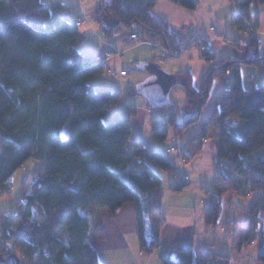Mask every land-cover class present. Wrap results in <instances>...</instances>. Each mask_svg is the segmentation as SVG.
Segmentation results:
<instances>
[{"label": "trees", "instance_id": "16d2710c", "mask_svg": "<svg viewBox=\"0 0 264 264\" xmlns=\"http://www.w3.org/2000/svg\"><path fill=\"white\" fill-rule=\"evenodd\" d=\"M158 1L96 0L92 19L105 40L125 30L169 55L178 54L190 37L152 12ZM166 1L190 10L199 3ZM233 2L240 7L237 23L247 16L252 2L264 0ZM64 10L60 3L41 0H0V189L10 191L11 176L29 158L46 160L43 170L25 177L14 208L0 211V253L6 256L9 247L27 264H103L86 240L90 211L113 212L132 202L140 247L150 254L159 247L164 222L160 217L163 179L157 169L175 171L177 166L165 149L130 141L127 118L105 121L110 104L120 94L96 90L90 83L103 65L81 55L78 23L65 18ZM259 42L258 36L252 37L241 58L201 53L209 65L197 86L190 69L178 71L175 84L185 89L186 102L155 121L162 123L160 131L152 126L154 136L164 140L167 127L181 133L199 121L214 80L233 70L231 86L215 93L205 115L219 131L211 156L215 189L207 192L203 214L206 225L218 223L223 204L219 187L245 193L252 199L243 223L249 233L260 225L264 210V83L243 88L240 65L264 72ZM194 108V115H183ZM66 124L70 133L62 138L60 131ZM199 136L204 135H194L190 141ZM187 184L176 181L170 187L181 191ZM258 255L264 260L261 250ZM159 259L161 264H229L228 256L195 251L182 238L164 248Z\"/></svg>", "mask_w": 264, "mask_h": 264}, {"label": "rangeland", "instance_id": "374dc122", "mask_svg": "<svg viewBox=\"0 0 264 264\" xmlns=\"http://www.w3.org/2000/svg\"><path fill=\"white\" fill-rule=\"evenodd\" d=\"M89 3H91V0L85 1V9L88 7ZM87 10H90V8ZM177 10L182 9L179 8ZM239 10L240 7L235 4L233 0H199L198 6L194 10H182L179 12H186L185 14L187 16L188 28L186 26L184 27L185 32H190V28L194 29L195 31L203 32L205 34L211 32L212 36L220 40L223 44L222 48L220 49V53L218 54L220 57L225 55H232L236 58H241L245 54L246 47L238 44H232L231 40H235L237 38H250L251 33L249 31H255L252 33L253 36H256L259 31H257L251 25L249 20L247 21L245 19V16H243L239 22L235 23L236 16L240 15V13H238ZM90 11L91 13H89L92 14V10ZM167 11L170 13V15L175 16V18L183 19V13L177 14V12H173L171 8H167ZM77 23L79 24L80 22ZM250 27L252 29H250ZM239 28H241L243 31L238 33L237 30H239ZM237 35H241V37ZM204 38L206 37L203 35H192L188 42V44H190L191 41L193 42V48L190 46L192 50H190L188 47L190 51L187 50L185 52H182L178 56L169 55L163 48L161 50L157 47L156 53L159 54V60H152V58H149L147 61H145L137 59L144 57L143 54H145V52L149 54V47L143 45V43L134 45V43L136 44L141 41H139L138 37L135 40H131L128 31L124 30L118 32L111 38V40L106 42L105 40H103L104 38L102 37L98 24L95 21L92 22L89 18L82 25H79L78 36L79 42H82L86 39H88L89 41L94 40L95 42H99L101 50L105 49V51H108V53L101 56L103 58L102 65H104V62H106L108 59L112 58L103 67L101 73L91 78V81L92 83H94L96 90L111 89L117 91V93L120 94L118 100L110 104V115L105 118V121L113 119L117 116L127 118L131 126L130 141L142 140L147 144L148 147L156 149L159 145V149H163L165 145H169L165 148V151L167 153H170L168 154V157L171 160L173 159L174 162H176L174 159L176 156L177 169L175 171L157 169L162 176L163 187H166L168 183L170 184L173 181L181 182L180 176L182 173H184V175L188 178L187 181H190L182 190H193L197 193L206 195L205 192L207 189H213V185L211 183L213 179V173L210 172L209 167H207V164L209 162L208 153L209 150L213 148H208L211 145V140L208 143L203 144V150L205 152L203 155L204 160H202L201 162L202 170L200 172L192 169L190 159L187 156V162H183V160H181V155L184 154H181L180 152L182 151L181 146L188 138L196 135V133L201 132L203 127H206L208 129L212 128V122L211 124H207L205 118L206 112L209 109L215 93L223 88H228L231 86L233 81V70H229L224 77L216 78L214 80L210 90L207 107L202 112L200 120L196 123L190 124L181 133H175L171 127H167V136L164 140L158 139L154 136L152 126L154 125L155 127L157 123L155 122L156 119H162L166 116L167 113L173 111L175 105H183L186 102V91L181 84L173 85L166 102L162 104L150 101L149 99L144 97L140 91L143 85L155 79L153 68L150 67V64H153L154 67L160 68L163 71L169 73V71H175L172 67L179 65L184 59L187 60V58H189L192 54L193 55L191 59H188L187 64L193 66V68L196 70L194 74V82H199L200 80H197L200 74L199 71H201V68H203V66L208 63L206 57H199L202 55L201 51L203 45L200 41H202ZM261 39L262 45L260 47V53H264V36H261ZM104 42L109 44V46L104 45ZM113 50H115L116 52H110ZM197 54L199 56L195 57L194 55ZM161 56L163 58H161ZM165 57L168 58L165 59ZM121 69H124L128 72V75L126 77H122V75L120 74ZM178 69L179 68H177L176 71H178ZM172 75L176 76V73H172ZM240 75L242 86L245 89H249L253 84L259 86L264 83V72L253 65L241 64ZM181 113H183V110L182 112H180V118L183 117V115H186V117L192 116L194 115V113H196V108H194L192 111L185 110L183 115H181ZM69 133V124H66L61 129L60 136L62 138H66L68 137ZM207 133H209V131H207ZM178 149H180V151ZM45 164L46 160L29 158L13 173L9 181L10 191L8 193L6 191V193L4 194L0 193V211L8 212L9 210L14 208L16 200L21 196V189L25 177L29 174H33L35 170H43ZM198 179L202 180L200 182L201 184L198 182ZM225 191L226 189H224V192ZM185 199L186 197H184L183 200ZM231 199L232 202L235 199L237 201H240L235 202V206L242 207L243 204L250 199V197L244 195H234L233 197L228 194V197L226 199V197L224 198L223 195L222 212L219 221L216 224L217 231L222 232L223 236L234 246H236L238 241L240 246H243L242 241H244V236L245 240L248 238L249 240L255 239V244L250 246L251 252L248 255L249 260H251L253 258V252L256 251L259 253V249H262V251L264 252V210L260 214V216L262 217L260 225L256 230H254L253 232L250 231L251 233H249L247 226L243 225L244 221L245 223H247V217L242 212V210H231ZM179 200L180 198H177L176 203H178ZM165 211H168V208H165ZM233 220H236L242 224L232 227L231 224H228V222H233ZM212 226L210 225L209 227ZM221 227L226 230H221ZM252 236L254 237L251 238ZM86 240L90 241V238L87 237ZM249 244L250 243H248V245ZM5 248L6 253L11 252L18 256L20 264L26 263V261L23 260L21 255H19L17 252L10 249L9 247ZM229 249H233L231 245ZM259 262L261 264H264V260L259 259ZM117 264L121 263L117 262Z\"/></svg>", "mask_w": 264, "mask_h": 264}, {"label": "crops", "instance_id": "0c3cea01", "mask_svg": "<svg viewBox=\"0 0 264 264\" xmlns=\"http://www.w3.org/2000/svg\"><path fill=\"white\" fill-rule=\"evenodd\" d=\"M41 1L45 4L60 3L65 8V10L61 14L67 19L74 20L75 22H80L78 26L82 25L89 18L91 19L92 22H94V20L92 19V14H90L91 13L90 10L93 9L96 0H91V3H89L86 9H85L86 0H41ZM171 5H176V4L166 0H160L154 5V7L152 8V12L156 16L166 20L172 29L182 30L186 38L191 37L192 35L195 34L205 36L206 38H208V43L211 46L210 56L220 57L218 54L220 53V49L223 46L222 42L217 38L213 37L211 32L205 34L203 32L195 31L194 29L191 28H190V32H185L184 27L186 26L188 28L187 16L185 14L186 12L183 13L179 11L182 10L186 11L190 9H185L178 5L176 6H171ZM175 7H179L182 10H177L179 8H175ZM89 8L90 10H87ZM167 8H171L172 11L177 12V14L183 13L184 14L182 16L183 19H178L175 18V16L170 15V13L167 11ZM246 17L251 23V25L257 31H259L256 36H258L260 40L259 42V53H260V47L262 45L261 36H264V3L252 2L249 6ZM237 31L239 33L243 30L239 28V30ZM237 36L241 37V35H237ZM109 40H105V41L108 42ZM141 43L149 47V54L145 52V54H143L144 57L137 60L147 61L149 58H152V60H159L158 59L159 54L156 53V48H154L151 43L139 42L136 44L134 43V45ZM104 45L109 46V44L105 42ZM78 50L81 53V55L88 57H95V56L101 57L106 53H108V51H105V49L101 50V47L99 46V42L97 41L95 42L94 40L89 41L88 39L79 42ZM110 52H116V51L113 50ZM260 54L264 55V53H260ZM192 55L189 58H187V60L184 59L179 65L172 67L173 70L175 71H169V73L171 74L177 73L182 69L188 68L191 70L193 76V84L197 86L199 82L198 81L197 83L194 82V78H195L194 74L196 70L193 68V66L187 64L188 59H191ZM194 56L198 57L199 55L197 54ZM110 59L104 62L103 67L106 65V63H108V61H110ZM208 65L209 62L206 63L203 66V68H201L197 80H200L202 74L204 73ZM177 68H179L178 71H176ZM121 71H125V70L121 69L120 72ZM127 75L128 72L126 71V74L122 75V77H126ZM90 83L95 88V85L94 83H92L91 80ZM98 90H104V89H98ZM207 124H211V122H207ZM211 125H212L211 129L203 127L201 132L196 133V135L201 133H203V135L205 136L207 135L206 142H198L197 140L190 141L192 137L188 138L182 146L178 142L179 145L182 147V152L184 153V155L190 159L191 162L190 164L192 169L197 170L199 172L202 170L201 162L202 160H204L203 155L205 151L203 150L204 149L203 144L208 143L211 140V145L208 148L211 147L213 148L209 150L208 153L209 162L207 164V167H209L210 172L214 173V168L211 164V156L215 149V144L219 129L214 124ZM207 131H209V133H207ZM159 146L157 149L160 148ZM168 146L169 145H165L163 149H165ZM174 159L176 162H174L173 159L172 161L177 166L176 156ZM201 181H202L201 179H198L199 183ZM173 182L170 184L168 183L166 187H163L164 197L161 204L160 217L164 219V222L161 225L158 233L159 247L154 249L150 254L145 253V251H143L140 247L138 234H137V226H136V205L134 203L132 202L126 203L123 206L117 208L113 212L109 211L107 208H94L90 211L91 228L87 237L90 238L91 243L94 245L97 251L98 258L103 264H117V262L121 264H161L159 259V255L161 251L164 248H166L168 245H170L173 241L179 238L184 239L188 244H190L194 248L195 251L199 249H204L212 252L213 254L228 256L229 264H261L259 262L258 252L256 251L253 252V258L251 260H249L248 257V255L251 252L250 246L255 244V239L249 240L248 238L245 240V236H244V241H242L243 246H240L239 241L237 242L236 246H234L233 244L230 243L229 240H227L223 236L222 232L217 231L216 225L209 227L205 224V220L203 217V210L208 205V201H209L208 200L209 194L207 192L212 189H207L205 192L206 195L197 193L196 191L193 190L173 191L170 187L171 184L175 183ZM211 183L213 185V189H215V186L213 184V179ZM224 189H226L225 192ZM218 190L222 192L224 198L226 197V199L228 197V194H230L233 197L234 195L243 196V194H245V193L230 191L232 189H229L225 186L222 188L219 187ZM244 196L247 195L245 194ZM184 197H186L185 200H183ZM177 198H180L178 203H176ZM251 201L252 199L250 197V199L247 202H245L244 204L242 203L243 204L242 207H237L235 206V202H240V201H237L235 199L232 202L231 199V203H232L231 210L232 211L242 210V212L245 214V212L251 208L252 205ZM165 208H168V211H165ZM239 224L242 223L233 220L231 226L234 227ZM222 229L223 231L226 230V229L224 230V228L221 227V230ZM253 237L254 236H252L251 238ZM248 243L250 244L248 245ZM230 245L233 249H229ZM260 250L262 251V249H259V251Z\"/></svg>", "mask_w": 264, "mask_h": 264}, {"label": "water", "instance_id": "95a60500", "mask_svg": "<svg viewBox=\"0 0 264 264\" xmlns=\"http://www.w3.org/2000/svg\"><path fill=\"white\" fill-rule=\"evenodd\" d=\"M150 67L153 68L155 79L143 85L140 91L150 101L162 104L166 102L173 85L176 83V77L160 68L154 67L153 64H150ZM6 262L20 264L18 256L14 253L8 252L6 256L0 253V263L5 264Z\"/></svg>", "mask_w": 264, "mask_h": 264}, {"label": "built area", "instance_id": "2783aa9c", "mask_svg": "<svg viewBox=\"0 0 264 264\" xmlns=\"http://www.w3.org/2000/svg\"><path fill=\"white\" fill-rule=\"evenodd\" d=\"M248 21V20H247ZM250 29H252L251 27H250ZM250 33H251V37L250 38H237V39H235V40H231V43L232 44H238V45H241V46H245V47H247L248 45H249V43H250V39L252 38V36H253V32H255V31H253V32H251V31H249ZM255 36V35H254ZM253 36V37H254ZM129 37H130V39L131 40H135V39H137V34L136 33H131L130 35H129ZM201 42V44H203L202 45V51H201V53L202 54H204V53H209L210 51H211V46L209 45V43H208V38H204L202 41H200ZM193 46V42L191 41L190 42V44H188V45H186L183 49H182V51L181 52H179L178 54H174L173 56H178L180 53H182V52H185V51H187V50H192L191 49V47ZM188 47H189V49H188ZM193 48V47H192ZM189 50V51H190ZM161 58H163L162 56H161ZM95 63H100V64H103V58L102 57H100V56H95V57H93V59H92ZM120 74L121 75H125L126 74V71H121L120 72ZM161 128H162V123L161 122H158V123H156V125H155V129L157 130V131H160L161 130ZM197 141L198 142H206L207 141V138H206V136L204 135V136H199V138H197ZM173 149V148H172ZM179 151H180V149H178ZM181 152V154H182V151H180ZM181 160H183V162H187V160H186V156L183 154V155H181ZM187 176H185L184 175V173H182L181 174V176H180V181L181 182H185V181H187ZM0 193L1 194H4V193H6V190L5 189H3V188H1L0 189ZM26 264V263H25Z\"/></svg>", "mask_w": 264, "mask_h": 264}]
</instances>
